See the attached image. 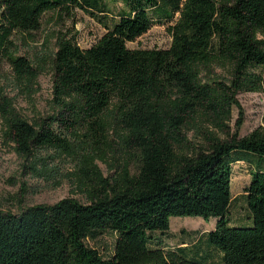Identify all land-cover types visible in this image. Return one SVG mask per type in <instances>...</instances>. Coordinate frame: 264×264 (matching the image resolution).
I'll return each mask as SVG.
<instances>
[{"label": "trees", "instance_id": "obj_1", "mask_svg": "<svg viewBox=\"0 0 264 264\" xmlns=\"http://www.w3.org/2000/svg\"><path fill=\"white\" fill-rule=\"evenodd\" d=\"M124 2L118 18L101 20L106 31L91 46L59 37L52 112L29 120L0 90L3 134L28 159L75 143L91 151L77 183L87 202L66 196L0 209V264H264V118L244 136L229 124L240 91L264 92V0ZM72 6L100 19L108 10L105 0H0V57L17 82L32 88L39 70L15 55L14 32L37 30L45 11ZM158 23L173 35L169 47L127 45ZM214 64L227 79L203 76ZM119 148V168L104 176L96 158ZM239 161L251 166L242 194L249 221L236 224L229 212ZM187 215L214 216L215 227L175 247L152 242L171 216ZM105 229L117 232L108 256L87 242Z\"/></svg>", "mask_w": 264, "mask_h": 264}, {"label": "rangeland", "instance_id": "obj_2", "mask_svg": "<svg viewBox=\"0 0 264 264\" xmlns=\"http://www.w3.org/2000/svg\"><path fill=\"white\" fill-rule=\"evenodd\" d=\"M108 10L101 19L87 9L72 6L66 12L60 9H50L42 16V25L32 32L15 31L13 34L15 55H24L32 65L39 70V75L32 86L17 82L14 77L10 61L0 57V90L9 95L21 112L29 119L35 120L53 111L52 72L53 56L58 48L59 37L67 34L73 37L80 46L86 48L95 43L106 31L102 19L119 17L121 10L126 8L124 0H105ZM173 39L172 33L163 24L153 25L137 40L128 41L127 45L135 47H169ZM205 78L227 79L228 71L220 64H214L203 72ZM239 105H235L232 119L229 121L233 131L238 130L240 136L247 135L255 127L263 123L264 92L240 91L237 94ZM189 140L199 141L197 129L185 130ZM110 138L116 137L112 131ZM93 139V138H92ZM91 139V140H92ZM73 144L69 150L46 149L41 151L38 160L28 159L16 148V144L9 140L2 129L0 117V209L20 212L23 208L40 203H54L66 196H73L87 202L86 195L80 191L77 183L85 173L80 169H91L88 158L90 149L85 145ZM123 149L116 153L108 152L106 160L96 158L95 162L104 176L110 177L119 168L117 164L124 158ZM138 154L131 157V170L136 172L139 164ZM251 166L245 161L236 162L233 166L231 189L236 196L229 212L231 223H246L249 221V211L243 192L248 185ZM214 216L209 220L201 215L171 216V227L167 232H155L152 242H160L165 247H175L183 239L192 242L200 233L215 227ZM184 229L185 231H182ZM117 232L105 229L96 238H87V242L98 248L104 255L112 254ZM158 240V241H157Z\"/></svg>", "mask_w": 264, "mask_h": 264}]
</instances>
